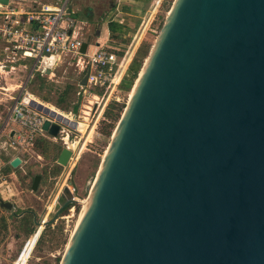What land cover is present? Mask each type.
<instances>
[{"label": "water", "instance_id": "1", "mask_svg": "<svg viewBox=\"0 0 264 264\" xmlns=\"http://www.w3.org/2000/svg\"><path fill=\"white\" fill-rule=\"evenodd\" d=\"M83 206L59 264H264V0L173 1Z\"/></svg>", "mask_w": 264, "mask_h": 264}, {"label": "built area", "instance_id": "2", "mask_svg": "<svg viewBox=\"0 0 264 264\" xmlns=\"http://www.w3.org/2000/svg\"><path fill=\"white\" fill-rule=\"evenodd\" d=\"M162 1L154 2L148 23L153 20ZM70 4L71 0H57L51 4L24 5L16 0L9 1L6 6L0 5V42L4 45V52L9 55L6 57L13 63L22 60L31 64L26 79L19 85V93L10 98L12 105L0 131V150L12 152L13 158L21 157V162L26 163L34 155L40 158L36 153V144L39 139H46L60 144L61 148H68L71 156L65 168L74 166L79 150L75 151L69 144L82 137L91 122L90 132L94 131L107 105L119 101L121 86L135 56L136 45H128L123 50L98 45L93 52H88L87 48L81 52L84 41L79 37V22L72 16ZM65 59L78 69L75 95L80 98L81 104L85 103L79 110L81 116L41 102L27 91V84L35 73L48 77ZM85 73L86 85L82 86L80 81ZM32 102L36 104L34 107L31 106ZM37 105L44 109L37 110ZM44 121L59 127L56 136L42 130ZM79 122L85 126L83 134L78 131ZM2 167L0 163V186L6 183ZM59 185L56 186L53 204L64 188V183ZM66 187L74 199V189ZM28 238L12 264L28 263L31 255H25Z\"/></svg>", "mask_w": 264, "mask_h": 264}, {"label": "rangeland", "instance_id": "3", "mask_svg": "<svg viewBox=\"0 0 264 264\" xmlns=\"http://www.w3.org/2000/svg\"><path fill=\"white\" fill-rule=\"evenodd\" d=\"M112 1H80L78 8L81 14L84 15L87 8H91L92 10V21H90L89 27L90 33L96 31V23L103 21V17L101 16L106 11L108 4H111ZM173 1L163 0L160 7L155 11L153 20L148 23L149 13L152 10L150 8L149 13L138 25L137 35L127 36L122 41L126 46L136 45L134 57L141 60V67L149 54ZM143 30L144 32L142 33ZM1 45L2 43L0 42ZM0 58V97H3L1 93L9 94L8 106L10 107L12 103L10 97H16L19 93V85L26 79L31 64L28 61H24L22 67L17 68V63L11 62L9 58L3 57L2 55H0ZM12 65L15 66V69H11ZM52 74L47 78L54 82V84H75L78 69L70 60L65 59L58 64L52 71ZM134 81L135 79L127 82L123 86L119 93L118 102L112 101L108 104L113 106L111 113L117 115L116 118H108L103 115L94 131L90 132L91 122L83 136H80L75 141H79L78 159L70 169L60 167V169L58 168L59 172L52 175V170L56 167V160H53L51 155L46 158L40 155L41 149L36 150L40 158H37L35 155L29 158L27 157V163L18 166L13 173L4 172V168H2V174L5 177L6 184L0 189V196L1 198L7 197L8 192L5 186L9 185L12 195L9 198L10 200L6 201L14 203V209L9 211L0 208V224L4 221L6 225L5 232L0 233V264H12L28 237L29 241L26 245L25 254L30 251L29 254L31 255L27 264H59L78 220L79 213L89 195L113 130L128 101ZM33 87L32 85L27 87V91L30 94L41 102L56 105L57 93L50 91L47 95L48 100H43L42 95L45 93H37L32 90ZM73 100H75V95L70 92L69 97L58 105V107L63 112H71ZM83 104L85 103L82 102L78 108L77 114L80 116L82 113L79 110L82 109ZM81 130H84V128H81ZM47 143L51 150L53 147L60 146V144H55L49 140H47ZM0 157L3 159V155H0ZM34 175L43 177L36 191L31 190L32 177ZM62 183H64V188L69 186L74 189L73 197L75 202L68 204L58 213H54L55 204L53 202L54 194L57 191L56 186ZM13 211L17 214L23 211L25 214L23 217L18 218L14 215ZM39 225L42 226L40 231L38 230ZM28 230L32 232L30 235L27 234Z\"/></svg>", "mask_w": 264, "mask_h": 264}, {"label": "crops", "instance_id": "4", "mask_svg": "<svg viewBox=\"0 0 264 264\" xmlns=\"http://www.w3.org/2000/svg\"><path fill=\"white\" fill-rule=\"evenodd\" d=\"M9 1L13 2L16 0H9ZM20 1L24 5H31L33 3L51 4V3H55L57 0H20ZM80 1L81 0H71L70 9L73 12L72 16L79 22V26H80V30L78 32L79 37H81L84 43H86L87 45L86 48L88 52H93L94 50H96V47L98 45H105L119 50L125 49L127 46L122 43L123 39L130 35H137L136 33L138 31V27H139L138 25L140 21L149 13L150 8H152L156 0H113L112 3L108 4V6L106 7V11L103 14V21L101 23H96V27H95L96 31L93 33H90V29H89L90 21H88L86 14L83 15L80 13V9L78 8V6L80 5ZM0 55H2L3 57L9 56L7 53L4 52L3 43L0 46ZM16 63H17L16 67L19 68L22 67L24 61L18 60L15 61V64ZM11 67H12L11 69H15L14 65H12ZM127 82L129 81H123L122 85L124 86ZM1 94L5 98L0 97V131L3 129L4 119L8 113V109L12 105L11 103L10 107L8 106L9 94L6 93H1ZM80 123L82 122H79L78 124L79 126ZM81 131L83 132V130ZM0 155H3V159H1L0 157V163L3 166L2 168H4L6 167L7 164H10V161L13 158V153L10 151L0 150ZM23 164H25V162H20L19 166H22ZM4 185L0 186V189H2ZM9 187H10L9 185L5 186L8 195L7 197H3L2 198L3 200H10L9 198L12 195V192ZM12 204L14 209V203ZM13 213L18 218L23 217V215L25 214V212L23 211L19 214L15 213L14 211ZM38 230L40 231V229Z\"/></svg>", "mask_w": 264, "mask_h": 264}, {"label": "trees", "instance_id": "5", "mask_svg": "<svg viewBox=\"0 0 264 264\" xmlns=\"http://www.w3.org/2000/svg\"><path fill=\"white\" fill-rule=\"evenodd\" d=\"M85 14H86V17L88 18V21H91V19H92V10H91V8H87ZM101 17H103V15ZM140 67H141V60H139L137 57H134L131 65H130V67L128 69V72H127V75H126L124 81H131L133 79H136L137 74H138V72L140 70ZM77 78H76V80H77ZM30 85L34 86L32 88L33 91H36L37 93H41V92L45 93L44 95H42V99L43 100H48L47 95L49 94L50 91H54L55 93H57L58 97L56 99V105L53 104V106L57 107L58 109H60L58 107V105H60L62 102L65 101L66 98L69 97V93L72 92L73 95H75L76 89H77L76 81H75V84L74 83H65L63 85L54 84V82L50 81L47 78V76L41 75L39 73H35L32 76V78L29 80V82L27 84V87H29ZM121 88H123V85L121 86ZM72 102L73 103H72V106H71V112L73 114H77L78 108H79V105H80V102H81L80 98L75 95V100H73ZM112 108H113L112 105H108L107 106V108L105 109V112H104V117H108V118L109 117H114V118H116L117 115H115V114L113 115L111 113ZM60 148H61L60 146H56V147H53V149L51 150V148L49 147V144L47 143L46 139H39L37 141V144H36V150H38V149L42 150V151H40V155H42L45 158L51 155L53 160H56V158L58 157V154L60 152ZM55 166H56L55 169L52 170V173H51L52 175L57 174L59 172L60 167H61L58 164H56ZM15 169L16 168L13 169L10 166V164H7L6 167H4L3 171L11 173V172H15ZM34 176L32 177V180H33ZM41 178L43 179L42 176H41ZM5 230H6V225H5L4 221H3L0 224V233L3 232V231L5 232ZM30 233H32V232H30V230H28L27 234L30 235Z\"/></svg>", "mask_w": 264, "mask_h": 264}, {"label": "bare ground", "instance_id": "6", "mask_svg": "<svg viewBox=\"0 0 264 264\" xmlns=\"http://www.w3.org/2000/svg\"><path fill=\"white\" fill-rule=\"evenodd\" d=\"M135 84V83H134ZM134 87V86H133ZM132 91H133V88H132V90H131V93H132ZM131 93H130V95H131ZM129 95V96H130ZM38 107L40 108V109H44L41 105H38ZM42 111H46V110H42ZM80 127L81 128H85V126H84V124L83 123H80V126L78 125V131H80V132H82L81 130H80ZM83 132H84V130H83ZM83 132H82V134H83ZM69 146L72 148V149H74L75 151H78V148H79V141L78 142H74V143H71V144H69ZM84 207V206H83ZM83 207H82V209H83ZM50 208V207H49ZM81 212H82V210L80 211V213H79V217H80V214H81ZM79 217H78V220H79ZM78 220H77V222H78ZM77 222H76V225H77ZM42 223H44V222H42ZM75 225V226H76ZM39 229L41 228L42 229V226L41 225H39V227H38ZM73 232V231H72ZM30 253V251L28 252V253H26L25 255H27V254H29ZM30 255V254H29Z\"/></svg>", "mask_w": 264, "mask_h": 264}]
</instances>
